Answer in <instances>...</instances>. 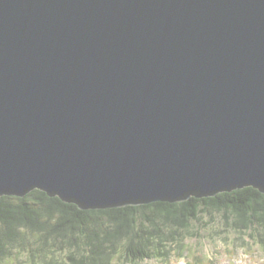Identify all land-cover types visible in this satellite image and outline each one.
I'll use <instances>...</instances> for the list:
<instances>
[{
    "label": "water",
    "instance_id": "obj_1",
    "mask_svg": "<svg viewBox=\"0 0 264 264\" xmlns=\"http://www.w3.org/2000/svg\"><path fill=\"white\" fill-rule=\"evenodd\" d=\"M245 186L264 192V0H0V195Z\"/></svg>",
    "mask_w": 264,
    "mask_h": 264
},
{
    "label": "trees",
    "instance_id": "obj_2",
    "mask_svg": "<svg viewBox=\"0 0 264 264\" xmlns=\"http://www.w3.org/2000/svg\"><path fill=\"white\" fill-rule=\"evenodd\" d=\"M213 212L222 213L233 229L256 231L264 242V192L253 186L97 209H82L39 188L25 196L0 195V264L15 256L12 247L26 250V231L36 236L28 250L35 264H140L174 253L182 257L188 237L200 238L203 217ZM64 249L65 259L55 256Z\"/></svg>",
    "mask_w": 264,
    "mask_h": 264
},
{
    "label": "rangeland",
    "instance_id": "obj_3",
    "mask_svg": "<svg viewBox=\"0 0 264 264\" xmlns=\"http://www.w3.org/2000/svg\"><path fill=\"white\" fill-rule=\"evenodd\" d=\"M203 219L207 223L199 231L200 238L188 237L186 241L188 248L185 249L184 256L178 257L174 253L167 260L151 258L140 264H264V242L256 231L249 234V231L240 232L233 229L226 225L222 213L213 212L205 215ZM26 235L29 237L27 240L29 243L22 247L26 250L12 247L15 256L6 258L3 264H35L28 250L35 247L31 243L32 240H36V236H31L28 231ZM66 255V249L55 254L59 259H65Z\"/></svg>",
    "mask_w": 264,
    "mask_h": 264
}]
</instances>
